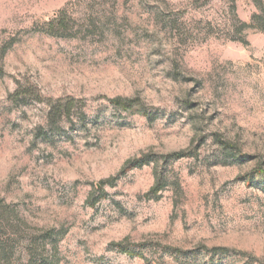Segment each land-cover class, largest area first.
I'll return each instance as SVG.
<instances>
[{
	"label": "rangeland",
	"instance_id": "rangeland-1",
	"mask_svg": "<svg viewBox=\"0 0 264 264\" xmlns=\"http://www.w3.org/2000/svg\"><path fill=\"white\" fill-rule=\"evenodd\" d=\"M258 5L0 0V264H264Z\"/></svg>",
	"mask_w": 264,
	"mask_h": 264
},
{
	"label": "trees",
	"instance_id": "trees-1",
	"mask_svg": "<svg viewBox=\"0 0 264 264\" xmlns=\"http://www.w3.org/2000/svg\"><path fill=\"white\" fill-rule=\"evenodd\" d=\"M258 4V2H256V5ZM252 20L256 23V26L258 28H260L261 30H264V9L261 8L258 5V12L255 13L252 16ZM243 26H247L246 23L242 24ZM110 103L112 105H114L115 107H118L122 110H129L131 109L136 103H135V99H130V98H122V97H116L113 99H110ZM69 114V113H68ZM173 156V158H181L185 155H187V152L185 151H176L173 152L171 154ZM148 163V160L145 159V156H141L135 159H129L125 162L123 168L120 170V174H124L126 173L128 170L134 168V167H138L141 166L143 164ZM119 174V175H120ZM157 177V174H156ZM116 177H112V178H108L107 180L103 181L102 183H106V182H112ZM158 189V183H157V179H156V183L154 184V186L152 187L151 191L152 192H156ZM124 242H118V243H114L115 246L120 247V249L122 251H126V252H130L128 250H125L126 248H123ZM131 253V252H130Z\"/></svg>",
	"mask_w": 264,
	"mask_h": 264
}]
</instances>
